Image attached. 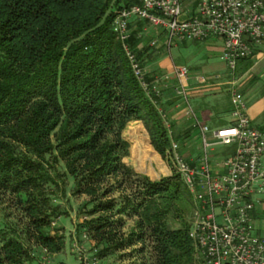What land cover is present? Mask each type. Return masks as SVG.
<instances>
[{"label":"trees","instance_id":"16d2710c","mask_svg":"<svg viewBox=\"0 0 264 264\" xmlns=\"http://www.w3.org/2000/svg\"><path fill=\"white\" fill-rule=\"evenodd\" d=\"M127 5L0 0V192L17 199L36 246L51 256L60 253L65 236L51 231L62 214L52 204L57 183L50 157L74 177L77 194L94 203L80 229L93 234L98 256L145 246L149 238L154 264H199L190 238L194 202L181 177L154 182L140 175L138 196L125 195L119 182L136 174L124 163L130 144L122 132L130 122L144 123L164 159L171 141L154 78L145 75L146 91L112 30ZM145 25L132 24L128 42L142 69ZM113 180L118 189L107 186ZM116 192H122L121 203L112 197ZM131 215L136 229L124 239V217ZM29 262L33 257L20 239H0V264Z\"/></svg>","mask_w":264,"mask_h":264},{"label":"built area","instance_id":"2783aa9c","mask_svg":"<svg viewBox=\"0 0 264 264\" xmlns=\"http://www.w3.org/2000/svg\"><path fill=\"white\" fill-rule=\"evenodd\" d=\"M126 1L112 30L146 91L150 88L143 69L128 44L135 22L163 30L169 46L221 39V60L233 78L240 63L252 59L258 49L264 52V0H198L191 13L184 10L183 0ZM175 72L181 84L188 81V68ZM156 84L154 91L159 94ZM232 87L233 124L214 132V142H209V128L198 123L204 137L199 160L184 156L163 115L171 139L167 159L194 202L190 238L199 264H264V232L255 226L264 204V131L253 125L246 99L235 82ZM179 93L186 96L184 88ZM218 147L224 151L222 156ZM230 147H235L233 153H227Z\"/></svg>","mask_w":264,"mask_h":264},{"label":"rangeland","instance_id":"374dc122","mask_svg":"<svg viewBox=\"0 0 264 264\" xmlns=\"http://www.w3.org/2000/svg\"><path fill=\"white\" fill-rule=\"evenodd\" d=\"M154 28L148 27L145 32L146 37L143 40L145 49L142 51V57L145 60L143 64L144 75L163 74L170 71V65L175 62L178 66H189L188 52L185 47L180 46L173 48L171 53L169 52L166 42L163 48L156 50L151 46L157 33L153 35ZM150 43V45H149ZM160 52L156 53L154 50ZM196 63L201 68L203 74H215V72L229 74L230 71L226 65L218 58L201 59ZM210 62V64H209ZM208 64V65H207ZM192 65V64H191ZM194 66V65H193ZM212 72V73H209ZM209 115L208 111H205V118ZM202 121V117H199ZM168 124L172 128L173 136H182L184 140L180 141V145L184 152V156L189 161H193L194 155H197L203 149V134L195 119L190 120V129L192 132V138H187L190 129L186 126L177 127L172 120H167ZM207 124V123H206ZM206 124L202 123V126L206 127ZM167 126V125H166ZM209 132L206 134L209 142H214L212 138L213 133L218 129L215 125H208ZM139 129L144 137L145 142L150 144L151 138L143 122L134 121L130 122L124 131L122 132V138L130 144V156L124 159V163L135 171L134 176H126L121 178L119 182L123 183L124 190H127L125 195H139L142 188L139 187L138 181L140 175H146L152 181H160L164 178L173 176H179L174 166L162 157L165 164L168 166L170 176L164 177L163 168H161L152 157L150 156L143 159L134 153L135 141L132 134V129ZM217 128V129H216ZM147 131V132H146ZM131 132V133H130ZM148 141V142H147ZM152 145V143H151ZM149 146V145H148ZM153 147V146H152ZM154 148V147H153ZM221 148V147H218ZM150 149V148H149ZM152 149V148H151ZM155 150V149H154ZM232 153L235 151V147H230ZM152 150H150L151 152ZM51 162V171L54 179L56 180L57 187L51 186V190L54 194L51 196L52 204L58 208L62 214L52 224V234L57 233L60 230V235L65 236V245L63 250L53 256L49 255L44 249L37 247L34 240L29 238L30 224L29 219L23 212L17 199L11 196H6L0 192V232L3 234L0 236L1 241L8 238H18L24 244L25 248L31 253L34 262L28 264H154L155 257L152 252L153 247L151 240L146 239L145 246L142 244H136L135 246L117 251L106 258H101L97 255V242L93 238V234L88 232L87 228L80 229L84 221L90 220L91 216L88 212L93 208L94 203L90 198L85 195H79L76 192V181L65 169L62 162L56 164L50 157L47 158ZM137 175V176H136ZM151 175V176H150ZM118 189L116 181H110L107 186ZM122 192H116L112 197L118 198L119 202H122ZM261 211L264 213V204ZM125 227L122 231L124 239H128L132 231L136 229L137 218L134 215L125 216ZM256 228L264 232V215L255 223Z\"/></svg>","mask_w":264,"mask_h":264},{"label":"crops","instance_id":"0c3cea01","mask_svg":"<svg viewBox=\"0 0 264 264\" xmlns=\"http://www.w3.org/2000/svg\"><path fill=\"white\" fill-rule=\"evenodd\" d=\"M197 2L198 0H183L184 10L187 13L193 12L196 8ZM148 27L150 26L145 25L142 34L143 39L148 37H146L145 34ZM153 32V35L157 33V36L153 37L154 40L152 42L157 43L154 47L156 50L163 48L165 42L170 53L173 48L183 46L188 52L187 58L190 63L189 66H178L173 62L172 65H170V71L167 73L161 75L156 73L151 76L154 78L155 82H157L156 85L161 105L168 115V120H172L177 127L180 125L179 127L186 126L189 129L190 120L192 119H195L197 123L201 125L202 123H207L206 127L210 124L215 125L218 128H216L217 130L232 125V83L235 82L237 85L236 89L242 93L246 99L248 107L247 113L253 125L257 129L264 131V52L262 49H258L252 59L239 64L234 78L229 74L218 72L206 75L203 74L201 68L195 65H197L196 63H198L197 61L199 60V57H202L201 59H208L210 57L218 58L222 62L223 41L221 39H214L206 43L184 45L174 44L169 46L166 33L163 30L154 28ZM142 47L144 50L145 45ZM155 49L152 50L156 53H160ZM181 67H186L190 71L189 79L184 84H181L178 81L175 72L176 68ZM180 87L184 88L186 96L180 95ZM187 103H189L193 111L192 115L188 113ZM205 111L209 112V115L206 118L204 116ZM199 117H202V121L199 120ZM187 138H192L191 129L190 132H188ZM148 145L150 148L149 152L152 150L150 152L152 157L155 159L156 163L163 168L164 177L170 176L168 166L165 164L162 157L154 150L151 141L150 144L148 142ZM217 149V153L222 156V153L224 152L223 149ZM226 151L227 153H232L228 149ZM201 152L202 151L199 153L197 152V155H194V161L199 160Z\"/></svg>","mask_w":264,"mask_h":264},{"label":"bare ground","instance_id":"6f19581e","mask_svg":"<svg viewBox=\"0 0 264 264\" xmlns=\"http://www.w3.org/2000/svg\"><path fill=\"white\" fill-rule=\"evenodd\" d=\"M131 133V132H130ZM132 134L134 136L135 141V149L134 153L145 159L150 156L149 147L145 142V138L143 137L142 132L139 129H132Z\"/></svg>","mask_w":264,"mask_h":264}]
</instances>
